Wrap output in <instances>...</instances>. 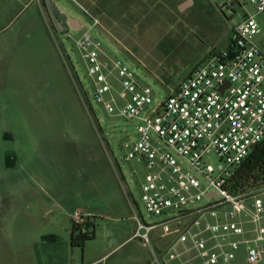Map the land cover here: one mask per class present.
Wrapping results in <instances>:
<instances>
[{
    "label": "rangeland",
    "instance_id": "obj_1",
    "mask_svg": "<svg viewBox=\"0 0 264 264\" xmlns=\"http://www.w3.org/2000/svg\"><path fill=\"white\" fill-rule=\"evenodd\" d=\"M55 1L82 25L86 13L96 18L93 35L104 50L157 99L209 51L228 47L234 23L253 12L248 0ZM255 19L254 43L264 54V15ZM132 132L94 102L84 61L68 36L54 32L43 2L0 0V264H156L175 226L152 231L150 244L132 237L134 215L164 219L141 202L143 166L123 161ZM75 211L93 233L82 247L71 244ZM230 264H248L244 246Z\"/></svg>",
    "mask_w": 264,
    "mask_h": 264
},
{
    "label": "built area",
    "instance_id": "obj_2",
    "mask_svg": "<svg viewBox=\"0 0 264 264\" xmlns=\"http://www.w3.org/2000/svg\"><path fill=\"white\" fill-rule=\"evenodd\" d=\"M248 3L253 12L234 23L228 47L209 51L160 99L134 69L104 50L93 35L96 18L86 13L88 23L64 35L85 63L94 102L132 124L121 145L123 161L143 166L141 202L150 216L164 217L145 223L134 215L133 238L150 244L152 231L175 226L176 239L156 264H230L240 246L248 264L262 260L264 185L239 194L227 189L264 140V54L254 43L264 0ZM83 101L91 108L84 92ZM132 175L138 177L136 170ZM72 222L86 232L88 217L80 211Z\"/></svg>",
    "mask_w": 264,
    "mask_h": 264
},
{
    "label": "trees",
    "instance_id": "obj_3",
    "mask_svg": "<svg viewBox=\"0 0 264 264\" xmlns=\"http://www.w3.org/2000/svg\"><path fill=\"white\" fill-rule=\"evenodd\" d=\"M262 185H264V140L253 149L249 157L240 165L227 189L232 194H239ZM70 234L71 244L79 247H82L83 242L91 239L93 235V233L90 235L81 233L73 222H71Z\"/></svg>",
    "mask_w": 264,
    "mask_h": 264
},
{
    "label": "water",
    "instance_id": "obj_4",
    "mask_svg": "<svg viewBox=\"0 0 264 264\" xmlns=\"http://www.w3.org/2000/svg\"><path fill=\"white\" fill-rule=\"evenodd\" d=\"M43 3L45 4L53 25L60 36L66 35L69 29L76 30L81 26L80 22L77 19L70 18L65 13L60 12V10L52 0H43ZM56 17H59V19L61 20L65 18L66 22L62 24L58 22V19Z\"/></svg>",
    "mask_w": 264,
    "mask_h": 264
},
{
    "label": "flooded vegetation",
    "instance_id": "obj_5",
    "mask_svg": "<svg viewBox=\"0 0 264 264\" xmlns=\"http://www.w3.org/2000/svg\"><path fill=\"white\" fill-rule=\"evenodd\" d=\"M42 2H43V0H41ZM55 4V3H54ZM43 5H44V7H45V10H46V12H47V14H48V17H49V20H50V23H51V26H52V28H53V30H54V32L56 33V34H58V31L56 30V28L54 27V25H53V22H52V20H51V18H50V16H49V13H48V11H47V8H46V6H45V4L43 3ZM56 5V4H55ZM58 8V7H57ZM60 12H62V11H60ZM57 19H58V22H60V23H65L66 21V19L64 18V19H59V17H56Z\"/></svg>",
    "mask_w": 264,
    "mask_h": 264
},
{
    "label": "crops",
    "instance_id": "obj_6",
    "mask_svg": "<svg viewBox=\"0 0 264 264\" xmlns=\"http://www.w3.org/2000/svg\"><path fill=\"white\" fill-rule=\"evenodd\" d=\"M81 24V23H80ZM82 25V24H81ZM134 234V233H133ZM133 234H132V237H133ZM70 238H71V234H70ZM141 241V240H140Z\"/></svg>",
    "mask_w": 264,
    "mask_h": 264
}]
</instances>
